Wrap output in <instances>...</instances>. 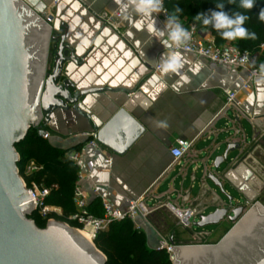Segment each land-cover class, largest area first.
<instances>
[{
	"label": "crops",
	"instance_id": "obj_1",
	"mask_svg": "<svg viewBox=\"0 0 264 264\" xmlns=\"http://www.w3.org/2000/svg\"><path fill=\"white\" fill-rule=\"evenodd\" d=\"M41 1L47 5L44 18L53 16L49 26L56 38L47 54V73L55 65L56 45L64 38L78 61L63 65L62 80L73 85L72 93L101 90L80 97V112L71 107L57 109L47 120L43 118L39 127L49 133L50 143L62 151L78 150L88 142L86 134L93 132V126L103 127L121 108L145 129L123 155L106 148H88L77 162L84 174L80 186L94 216H104V202L124 210L131 200L147 192L150 206L155 204L150 199L154 196L184 206L180 195H188L191 205L201 208V216L208 215L228 203L209 179L211 175L221 181L224 194L228 183L240 190L247 202L255 197L262 188L259 176L264 171L261 163L249 164L264 153V82H259L260 76L243 89L248 78L246 68H223L180 51L184 67L178 73H163L156 70L162 54L176 50L166 48L162 44L166 37L158 38L151 30L150 26L164 30L155 13L151 18L131 9L123 14L115 0ZM119 13L120 18L115 17ZM99 14L113 16L118 31L104 24ZM259 62L264 64L261 56ZM161 82L165 88H160ZM226 90L237 92L239 110L222 113ZM249 117L258 120L252 123ZM178 139L194 141L195 162L172 166L170 149ZM228 150L230 164L225 170H216V159ZM108 158L110 164L105 162ZM89 162L94 164L91 172ZM133 224L145 234L150 249L159 250L162 241L171 244L172 239L178 246V241L187 237L184 230H173L166 239L142 217ZM189 231L205 242L215 236L207 231L198 235Z\"/></svg>",
	"mask_w": 264,
	"mask_h": 264
},
{
	"label": "water",
	"instance_id": "obj_2",
	"mask_svg": "<svg viewBox=\"0 0 264 264\" xmlns=\"http://www.w3.org/2000/svg\"><path fill=\"white\" fill-rule=\"evenodd\" d=\"M46 11L41 0H0V264H107L96 245L68 223L50 220L45 228L37 226L31 218L35 204L18 167L16 145L32 127L57 109L80 112V97L101 91L72 93L73 85L62 80L63 65L78 61L64 38L47 73V54L56 38L44 22ZM93 132L104 148L123 155L145 129L121 108L103 127L93 126ZM230 150L216 159V170L228 161ZM209 179L225 192L217 177ZM227 222L234 226L214 245L177 246L172 239L175 264H264V206H238L228 197L226 206L200 216L195 226Z\"/></svg>",
	"mask_w": 264,
	"mask_h": 264
},
{
	"label": "built area",
	"instance_id": "obj_3",
	"mask_svg": "<svg viewBox=\"0 0 264 264\" xmlns=\"http://www.w3.org/2000/svg\"><path fill=\"white\" fill-rule=\"evenodd\" d=\"M164 9L167 14H170L166 6V1L163 0ZM156 14V13H155ZM98 18L107 25H110L115 30L118 31L119 25L116 24L115 18L113 16L107 15H97ZM121 14H116L115 17L120 18ZM162 27H165L166 14L160 12L156 14ZM45 22L50 25L53 21L52 15H47L44 18ZM181 21V20H180ZM182 22V21H181ZM183 26L189 29L192 32V38L187 45L181 48H173L176 51H180L186 54H191L196 58H201L208 60L210 63L221 66L223 68L232 69V68H246L248 70V78L243 83L242 88L248 89L252 82L260 76V62L259 57L253 52L248 50H240L236 46L230 44L218 45L215 37H211L208 33L198 28L194 24H188L182 22ZM194 26V30H193ZM264 49V46H261ZM160 69L159 67L156 69ZM226 100L222 110V113H225L228 109L239 110V103L237 102V92L234 90H226ZM221 113V114H222ZM249 120L252 123H256L258 120L255 117H249ZM89 139L88 142L83 145L80 149L70 151L66 153V159L74 164H77L79 159L84 155L86 149L94 148L98 150H104L105 148L97 141L96 133L86 134ZM49 133L44 134V139H49ZM194 141H188L183 139L176 140L175 144L171 147L170 152L173 157L174 165L185 166L188 163L196 161V155L193 152ZM106 163L111 162L108 158L105 160ZM43 169L42 166L37 165L34 161H29V164L26 165L24 173L28 172H38ZM94 169L93 162H89L88 170L91 172ZM84 177V174L80 171L78 173V181L75 186L73 204L75 211L69 216V220L75 222L80 231V233H85L90 236L91 242L94 243L97 236L109 228L112 223L122 222L125 220H130L133 223L136 222L138 217H142L145 220H148L149 216L154 212L158 211L161 208H167L179 221L180 225L184 229L192 230L193 227H196L195 224L199 221L201 216V208L198 206L191 205V201L188 195H180L184 206L180 204H173L172 202H167L162 197L154 196L150 198L155 202L154 206H150L146 202V198L149 197L148 192L145 193L142 197L138 199L131 200L128 206L124 210L116 208L113 204L109 202H104V216L96 217L89 211V203L86 192L81 188L80 181ZM243 187H246V183L242 184ZM57 186H52L51 188L44 185L37 184L33 182L30 186L25 184L26 191L28 195L31 196L30 201H33L35 204V209L33 212L38 211L42 218H49L51 214L60 215V207L49 205L46 203V199L50 196L53 188ZM96 192V190H94ZM254 204V203H252ZM139 228V227H138ZM174 245L168 243L167 241H162L160 245V250H166L169 254L170 261L172 264H175L176 256L173 250Z\"/></svg>",
	"mask_w": 264,
	"mask_h": 264
},
{
	"label": "trees",
	"instance_id": "obj_4",
	"mask_svg": "<svg viewBox=\"0 0 264 264\" xmlns=\"http://www.w3.org/2000/svg\"><path fill=\"white\" fill-rule=\"evenodd\" d=\"M165 1L170 13L173 12L174 6H179L182 9L179 14L182 22L196 23L198 28L212 33L218 45H224L227 42L211 26L204 28L200 22L194 20V17L199 13L218 10L216 3L220 0ZM223 2L225 3L224 11L229 14L234 11H246L238 7L239 0H235L233 4H229L228 0H223ZM261 9H264V0H255L254 7L246 11L250 19L246 22L245 27L249 31L255 32L257 39L235 40L234 43L238 49L252 51L264 46V22L258 19ZM262 60L264 61V52ZM39 131L40 127H32L27 137L16 145L21 158L18 164L20 173L24 175L25 166L31 160L42 166L43 169L40 172L25 176L27 185L30 186L35 182L49 188L57 186L52 189L46 203L60 207L63 213L62 215L51 214L49 218L68 223L72 227H78L75 222L69 220V216L75 211L73 196L78 181L79 166L68 161L66 159L67 151L54 147L48 139L40 136ZM80 148L81 146L78 147V149ZM31 218L40 228H45L49 221L48 218H42L38 211L33 212ZM94 244L107 257V264H172L166 250L148 248L145 234L136 230L130 220L112 223L107 230L97 236Z\"/></svg>",
	"mask_w": 264,
	"mask_h": 264
},
{
	"label": "clouds",
	"instance_id": "obj_5",
	"mask_svg": "<svg viewBox=\"0 0 264 264\" xmlns=\"http://www.w3.org/2000/svg\"><path fill=\"white\" fill-rule=\"evenodd\" d=\"M120 5V11L127 14L129 9L134 13L151 18L153 13L159 14L164 12L166 14L164 30L156 29L150 26L151 30L158 38L162 40V44L166 48H181L188 44L192 38V32L185 28L180 21L179 14L182 9L179 6H174L172 13L167 14L164 9L163 0H115ZM229 4L235 3V0H228ZM255 5V0H239L238 7L243 10H251ZM225 3L223 0L216 3V9L210 10L209 13H199L194 17V20L200 22L204 28L211 26L223 40H255L257 34L249 31L245 24L249 21L250 16L242 11H234L231 14L224 11ZM258 19L264 22V9H261ZM194 30V26H193ZM184 67V58L179 51L164 53L160 59V69L163 73H178ZM260 79L259 82H264V64L260 65ZM166 85L161 82L160 88H165Z\"/></svg>",
	"mask_w": 264,
	"mask_h": 264
},
{
	"label": "rangeland",
	"instance_id": "obj_6",
	"mask_svg": "<svg viewBox=\"0 0 264 264\" xmlns=\"http://www.w3.org/2000/svg\"><path fill=\"white\" fill-rule=\"evenodd\" d=\"M188 24H194V25H196L198 27V25L196 23H188ZM202 30L206 31L205 29H202ZM224 44H230V45L236 46L234 41H232V42L227 41ZM251 52H253L258 57L261 56V58H263V52L264 51H263L262 48L261 49H253ZM41 123H43V122H41ZM41 127H43V124H41ZM40 130H42V129H40ZM237 153L238 152H235L234 154H232L231 158H233ZM18 154H19V152H18ZM257 157H258L257 158L258 161H255L253 159V160H251V163L249 162V164L250 165H252V164L254 165V164H256V162H258L259 164L261 163V165H263V167H264V153L258 154ZM32 161H34V160H32ZM230 162H231V159H229L227 162H225L221 166V170L227 169V167L230 164ZM28 164H29V162L26 165H28ZM38 172H40V171H38ZM36 173L37 172H28V173L25 172L24 175H21L22 179H23V183L27 184L26 181H25V176H30V175L36 174ZM259 177H260V181L263 183L262 188H261V190L259 192H257V194L255 195V197L253 199H251V200L249 199V202H251V203L259 202L262 206H264V171L261 174V176H259ZM225 188L227 190V195L222 193L220 189H219V191H220V194L227 201H228V197H231V198L234 199V205L242 206V205H245L247 203V200L242 195V192L240 190L232 187L228 183L225 184ZM230 190H232V191H230ZM148 220L151 222L153 227H155V229H157V231H159L161 233V235L164 238H166V239H168V237L170 236L171 232H173V230H184L185 231L184 233L187 234V237H185L186 239L183 240V241H178V243H177L178 246H199V245H214V244H217L234 226L232 223H228L227 222V223H222V224H220L218 226H208V227H205V228L193 227V229L191 230V233H193L195 235L201 234V233H203L205 231L210 232V234H212V235H215L214 237L209 238L207 240V242H205L204 239H199V237H197V236L190 235L188 233L190 231L188 229H184L180 225L179 221L172 215V213L167 211V210L164 211V212H160V211L159 212H154L153 214H151L149 216ZM147 246H148V244H147ZM148 248H149V246H148ZM159 250H160V248H159ZM169 260H170V257H169Z\"/></svg>",
	"mask_w": 264,
	"mask_h": 264
},
{
	"label": "bare ground",
	"instance_id": "obj_7",
	"mask_svg": "<svg viewBox=\"0 0 264 264\" xmlns=\"http://www.w3.org/2000/svg\"><path fill=\"white\" fill-rule=\"evenodd\" d=\"M232 191V190H230ZM82 235L88 240V241H91V238L89 235L85 234V233H82Z\"/></svg>",
	"mask_w": 264,
	"mask_h": 264
},
{
	"label": "flooded vegetation",
	"instance_id": "obj_8",
	"mask_svg": "<svg viewBox=\"0 0 264 264\" xmlns=\"http://www.w3.org/2000/svg\"><path fill=\"white\" fill-rule=\"evenodd\" d=\"M256 203H258V202H255L254 204H256Z\"/></svg>",
	"mask_w": 264,
	"mask_h": 264
}]
</instances>
